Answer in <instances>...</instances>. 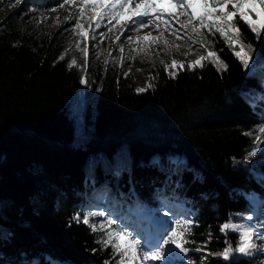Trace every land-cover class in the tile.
Masks as SVG:
<instances>
[{"label": "trees", "instance_id": "16d2710c", "mask_svg": "<svg viewBox=\"0 0 264 264\" xmlns=\"http://www.w3.org/2000/svg\"><path fill=\"white\" fill-rule=\"evenodd\" d=\"M62 1L31 0V6L49 9ZM240 27L255 49L247 69L228 45L215 43L211 51L226 69L205 61L192 71L185 65L172 79V69L153 66L152 86L138 92L110 62L95 63L87 76L69 68L57 29L34 36L10 16L0 18V264L110 261V250L96 243L102 233L73 219L84 216V191L98 181L115 192L122 210L134 200L157 204L160 194L184 202L198 225L188 247L222 250L219 225L229 214L239 223L235 214L250 212L244 193L264 198V153L245 162L254 137L244 135L261 123L251 102L264 82V35L257 40ZM227 239L235 245V234ZM201 256L189 253L195 264ZM205 260L228 264L216 256ZM238 264L264 263L254 253Z\"/></svg>", "mask_w": 264, "mask_h": 264}, {"label": "snow or ice", "instance_id": "6c2138e0", "mask_svg": "<svg viewBox=\"0 0 264 264\" xmlns=\"http://www.w3.org/2000/svg\"><path fill=\"white\" fill-rule=\"evenodd\" d=\"M19 2L20 0H16V3ZM75 3L76 0H63L59 7L64 8L65 5ZM86 9H91V12L86 13ZM169 9H177L178 11L173 12ZM51 11H56V9L53 8ZM168 17H173L176 22H179L180 17H184V22L179 25L180 29L185 31L190 29L188 39L193 44L200 42L201 48H206L211 43L208 39L209 36H215L216 33H219L232 51L233 56L241 62L245 69L252 63L255 49L251 43L245 42L240 22L247 26L257 40L264 35V0H138V2L137 0H79L78 15L70 13L67 19H75L73 31L84 39L87 38L88 33L84 29V24L81 23L82 20L89 28L93 25L100 28L102 22L107 21V25H105L107 32H111L123 21L134 31L152 27L160 32V37L154 38L149 34L133 41V38L129 36V41L139 42V40H143L150 43H160L164 33L180 39L179 29L174 27L173 21L169 20ZM159 25H164L163 29H160ZM124 30L127 31L128 28ZM107 32L101 33V36L107 35ZM123 34L122 31L121 35ZM193 36L199 37L200 41L193 39ZM120 39L121 36L116 37L117 41ZM163 45L164 49L175 48L177 52H180L179 46L170 45L167 40H163ZM139 50L144 51L143 48ZM120 51L123 53V48ZM82 54L86 68L88 63L87 47L82 50ZM184 54L187 55V53ZM60 58L63 59V56ZM205 61L213 62L218 71L227 68V65L215 51H207L206 56L202 55L190 62L187 69L192 71L197 67H204L203 62ZM120 63H123V58ZM75 64L76 61L73 59L68 67L72 68ZM161 64L164 65L166 72L172 69L169 73L172 79L176 78L178 71L185 69V65L175 59H172L170 64L161 60ZM153 79L155 77H149L150 81ZM86 83V80L81 77L80 84L86 85ZM151 86V84L147 85V87ZM147 87L139 88L137 91H146ZM244 135L254 137L253 147L248 150L245 156V162H249L257 154V151L264 150L262 149L264 124L244 133ZM258 206L259 214L264 215V198H260ZM256 208L257 202L253 200L250 202L248 215L235 214L241 217L245 223H234L233 215L229 214L228 219L219 225V232L225 236V246L217 252H208L207 243L194 249L188 247L189 244L195 243L190 237L193 226H198L192 219H172L170 217L169 220H158L157 229L150 236L141 235L128 224L118 218L111 217L105 211H93L83 217L74 216L73 219L88 226L92 233H102L96 239V243L100 246V251L110 250L111 260L105 261V264H171L173 258L180 260L182 264L185 261L186 264H195L189 258V253L193 250L202 253L200 264H206L205 258L207 256L219 257L228 264H238L241 257H251L256 252L264 253V231H261L264 229V222H261L259 228L250 223L258 214ZM164 216H169L168 210L164 211ZM92 217L103 219L97 224L92 221ZM229 234H235V245L227 239ZM211 239L212 236L209 233L208 240ZM92 251L95 253L97 249Z\"/></svg>", "mask_w": 264, "mask_h": 264}, {"label": "rangeland", "instance_id": "374dc122", "mask_svg": "<svg viewBox=\"0 0 264 264\" xmlns=\"http://www.w3.org/2000/svg\"><path fill=\"white\" fill-rule=\"evenodd\" d=\"M3 1L0 18L5 17V15L10 16L23 29V31L29 35L39 36L45 30L57 29L58 35L61 40H63V58L67 61L68 65L74 59L76 64L73 67L81 70L84 73V76H87L85 71L91 66H95V63L99 61H107L110 62L117 71L122 72L124 77L132 81L137 89L145 88L149 85L148 71L153 66H162L163 64H161V60L170 64L171 60L175 59L182 62L184 65H188L198 57L202 55L206 56L207 51H211L214 48L215 43L219 46L227 45L223 38L218 39L216 36L208 37L211 43L208 44L206 48H201L200 42L193 44L192 41L188 39V34H190L191 30L188 29L185 31L179 27L180 23L184 22V17H180L179 22H176L173 17H168L169 20L173 21L174 27L179 29L180 39H176L174 35L164 33L160 43H150L143 40L133 42L137 41L138 38L145 36L140 35L141 30L134 31L128 27L126 33L121 35V32L126 28V25L123 23L117 25L111 32H107V28L105 27L107 21L102 22L100 28H96L95 25L89 28L82 20L81 23L84 24V29L88 33L87 38L84 39L73 31L75 19H67L70 13L78 15L79 0H76L75 4L65 5L64 8H60L59 5L63 3L62 1L58 5L49 9L31 6V0H20L19 3H16V0ZM53 8H55L56 11H51ZM169 11L176 12L178 10L169 9ZM90 12L91 9H86V13ZM163 27L164 25H159L160 29H163ZM149 28L152 30V32L149 33L152 37H160V32L152 27ZM105 32H107V35L101 36V33ZM117 36H121L119 41L116 40ZM129 36L133 38V41L128 40ZM193 39L200 41V38L196 36H193ZM163 40H167L170 45L179 46L180 52H177L175 48L164 49ZM77 44H79V47H77ZM85 47H87L88 50V63L86 68L84 67L85 59L82 54V50ZM121 48H123V53L120 51ZM141 48H143L144 51H140L139 49ZM184 53H187V55ZM122 58L123 63L121 64L120 61ZM262 68L264 71V61L262 63ZM125 73H127V75H125ZM259 90V94L254 96V101L251 102V105L257 107L261 119V123L257 127L264 124V82ZM257 135H259V133H257ZM262 149H264V145H262ZM261 151L264 153V150ZM176 159V156H169L168 162L174 163ZM94 183H90L84 191L85 200L81 209V215L89 214L93 211H105L107 214H110L111 217L118 218L130 227L139 228L138 221L133 222L130 220L132 218L134 219L136 207L139 206V202L134 200L129 206L123 208L121 211L117 197L113 194L112 190L106 186L105 182L102 184H100L99 181L95 184ZM109 195L114 199H110ZM160 195L157 198L159 207H157L156 210L159 211L161 219L169 220L170 217L172 219H190V216L181 203H176L171 206V203L165 198V196L160 197ZM244 195L247 198L249 205L253 200H256L257 202L256 211L258 214L255 217L257 218V222L253 220L251 223L257 224V227L259 228L261 222H264V215L259 214L260 209L258 205L260 198L255 192H249V194L244 193ZM107 198H109L110 201H114L106 202ZM165 210L169 211V216L167 217L164 216ZM91 219L93 222L99 224L103 218L92 217ZM261 231H264V229H261ZM154 232L155 231H153V233ZM141 235L149 236L144 232ZM257 243H260V241H257ZM256 254L260 258V263H264V253L256 252Z\"/></svg>", "mask_w": 264, "mask_h": 264}, {"label": "bare ground", "instance_id": "6f19581e", "mask_svg": "<svg viewBox=\"0 0 264 264\" xmlns=\"http://www.w3.org/2000/svg\"><path fill=\"white\" fill-rule=\"evenodd\" d=\"M122 23H123V21H122ZM124 24V23H123ZM129 26H127L126 25V28H128ZM124 32V34L126 33V31L124 30L123 31ZM152 32V30L150 29V28H143V29H141V31H140V35L141 36H143V35H147V34H149V33H151ZM128 35V34H127ZM98 185H100V184H98ZM104 198V197H103ZM110 201V199L109 198H107V201L106 202H109ZM114 200H112V201H110V202H113ZM254 221L255 222H257V218H255L254 219ZM239 223H245V221H243V222H239ZM53 262H54V264H61L60 262H58V261H56V260H53Z\"/></svg>", "mask_w": 264, "mask_h": 264}]
</instances>
